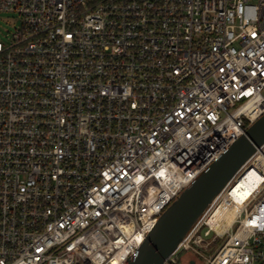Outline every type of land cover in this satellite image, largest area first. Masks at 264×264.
Returning <instances> with one entry per match:
<instances>
[{
	"label": "built area",
	"instance_id": "1",
	"mask_svg": "<svg viewBox=\"0 0 264 264\" xmlns=\"http://www.w3.org/2000/svg\"><path fill=\"white\" fill-rule=\"evenodd\" d=\"M0 12L17 15L0 41V264H122L264 112V0H0ZM185 254L264 264V144L163 264Z\"/></svg>",
	"mask_w": 264,
	"mask_h": 264
},
{
	"label": "water",
	"instance_id": "2",
	"mask_svg": "<svg viewBox=\"0 0 264 264\" xmlns=\"http://www.w3.org/2000/svg\"><path fill=\"white\" fill-rule=\"evenodd\" d=\"M264 144V112L157 218L134 255L122 264H163L212 199L239 167Z\"/></svg>",
	"mask_w": 264,
	"mask_h": 264
},
{
	"label": "rangeland",
	"instance_id": "3",
	"mask_svg": "<svg viewBox=\"0 0 264 264\" xmlns=\"http://www.w3.org/2000/svg\"><path fill=\"white\" fill-rule=\"evenodd\" d=\"M17 24V15L13 12H0V41L6 44L9 35L14 30V26ZM191 256L185 254L180 260V264H189Z\"/></svg>",
	"mask_w": 264,
	"mask_h": 264
},
{
	"label": "bare ground",
	"instance_id": "4",
	"mask_svg": "<svg viewBox=\"0 0 264 264\" xmlns=\"http://www.w3.org/2000/svg\"><path fill=\"white\" fill-rule=\"evenodd\" d=\"M252 173L253 172H250V174H248L246 176V178H243L242 180H240L238 182L237 187H236V190H238L239 193H246L247 192V189H248V186H249V183H250V179L252 177ZM236 190H234V192H236ZM232 215H233V211L232 210H228V212H226L225 214H223V218L225 219V221L227 222V224L230 223L231 218H232ZM214 216H215L214 218L218 217L219 216V213L217 212Z\"/></svg>",
	"mask_w": 264,
	"mask_h": 264
},
{
	"label": "flooded vegetation",
	"instance_id": "5",
	"mask_svg": "<svg viewBox=\"0 0 264 264\" xmlns=\"http://www.w3.org/2000/svg\"><path fill=\"white\" fill-rule=\"evenodd\" d=\"M193 263H195V261H193Z\"/></svg>",
	"mask_w": 264,
	"mask_h": 264
}]
</instances>
